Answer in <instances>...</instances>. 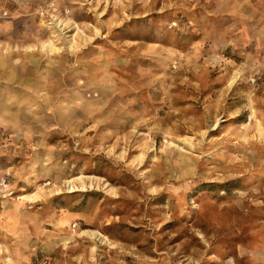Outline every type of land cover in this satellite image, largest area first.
Listing matches in <instances>:
<instances>
[{"label": "rangeland", "instance_id": "obj_1", "mask_svg": "<svg viewBox=\"0 0 264 264\" xmlns=\"http://www.w3.org/2000/svg\"><path fill=\"white\" fill-rule=\"evenodd\" d=\"M263 12L0 0V264H264Z\"/></svg>", "mask_w": 264, "mask_h": 264}, {"label": "bare ground", "instance_id": "obj_2", "mask_svg": "<svg viewBox=\"0 0 264 264\" xmlns=\"http://www.w3.org/2000/svg\"><path fill=\"white\" fill-rule=\"evenodd\" d=\"M56 23H57V22H56ZM52 24H53V23H52ZM64 25H65V24H64ZM61 26H63V25H61ZM64 27H65V26H64ZM53 28H54L55 30H57V31H61V29H62L61 27H58V25H54ZM60 28H61V29H60ZM43 46H44V45H43ZM43 46H42V48H44ZM49 47H50V49H49L50 52L55 51V48H53L52 45H50ZM67 186H70V181L67 182ZM70 189L72 190V188H70Z\"/></svg>", "mask_w": 264, "mask_h": 264}, {"label": "crops", "instance_id": "obj_3", "mask_svg": "<svg viewBox=\"0 0 264 264\" xmlns=\"http://www.w3.org/2000/svg\"><path fill=\"white\" fill-rule=\"evenodd\" d=\"M259 23H263L264 22V12L263 14L260 13L259 16H258V19H257ZM259 38H261V35L258 36ZM260 40V39H259ZM3 63V62H2Z\"/></svg>", "mask_w": 264, "mask_h": 264}]
</instances>
